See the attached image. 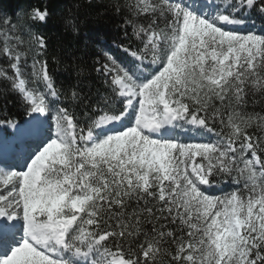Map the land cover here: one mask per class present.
<instances>
[{
    "label": "snow or ice",
    "instance_id": "obj_1",
    "mask_svg": "<svg viewBox=\"0 0 264 264\" xmlns=\"http://www.w3.org/2000/svg\"><path fill=\"white\" fill-rule=\"evenodd\" d=\"M51 16L0 12V264H264V0H75L55 43Z\"/></svg>",
    "mask_w": 264,
    "mask_h": 264
},
{
    "label": "trees",
    "instance_id": "obj_2",
    "mask_svg": "<svg viewBox=\"0 0 264 264\" xmlns=\"http://www.w3.org/2000/svg\"><path fill=\"white\" fill-rule=\"evenodd\" d=\"M75 0H0V12H6L15 18V14L21 9L27 11L31 8H43L47 6L52 12V16L46 24H37V31L48 36L50 42L55 43L58 39L67 41L71 39L65 34L61 17L66 13V9L71 7ZM116 20L110 15L105 14L100 18H96L93 13V18L89 21L86 33L90 36L102 34L105 37V42H109L114 38H122V33L115 27ZM259 26V20L257 21ZM50 69L53 71L57 81H69V73L65 71L62 65H56L50 61ZM11 112L16 113L15 119L22 122L25 118L21 110L10 108ZM225 191L231 190L232 185L225 187L221 185ZM216 194H219L218 192Z\"/></svg>",
    "mask_w": 264,
    "mask_h": 264
},
{
    "label": "rangeland",
    "instance_id": "obj_3",
    "mask_svg": "<svg viewBox=\"0 0 264 264\" xmlns=\"http://www.w3.org/2000/svg\"><path fill=\"white\" fill-rule=\"evenodd\" d=\"M7 132H9V134H11V130H7ZM12 141L14 142V140L12 139V135L10 137H7V139L1 141V138H0V151L2 149H5L6 147V144H7V147H9V149H11L13 151V153L18 150V148L20 147V144L18 141H16V144L15 146H12L10 145V143H12ZM10 159V158H9Z\"/></svg>",
    "mask_w": 264,
    "mask_h": 264
},
{
    "label": "bare ground",
    "instance_id": "obj_4",
    "mask_svg": "<svg viewBox=\"0 0 264 264\" xmlns=\"http://www.w3.org/2000/svg\"><path fill=\"white\" fill-rule=\"evenodd\" d=\"M25 119H27V117ZM10 136L11 135H9L8 137H10ZM15 144H16V141H14V142L12 141V143H10V145H12V146H15ZM13 155H14L13 151L11 149H9V147H7V144H6L5 149H2L0 151V157H8L11 159Z\"/></svg>",
    "mask_w": 264,
    "mask_h": 264
}]
</instances>
